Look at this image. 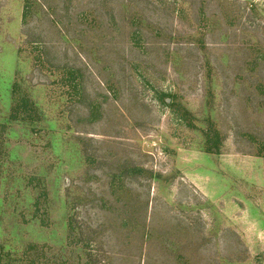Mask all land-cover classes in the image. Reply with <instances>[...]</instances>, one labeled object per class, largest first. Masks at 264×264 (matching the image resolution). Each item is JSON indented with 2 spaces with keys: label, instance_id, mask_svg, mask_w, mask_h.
Instances as JSON below:
<instances>
[{
  "label": "rangeland",
  "instance_id": "1",
  "mask_svg": "<svg viewBox=\"0 0 264 264\" xmlns=\"http://www.w3.org/2000/svg\"><path fill=\"white\" fill-rule=\"evenodd\" d=\"M0 264H264V0H0Z\"/></svg>",
  "mask_w": 264,
  "mask_h": 264
}]
</instances>
